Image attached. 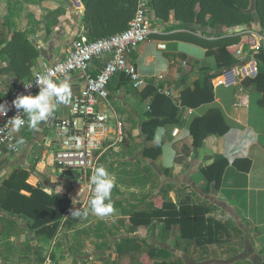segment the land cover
<instances>
[{
	"label": "rangeland",
	"instance_id": "1",
	"mask_svg": "<svg viewBox=\"0 0 264 264\" xmlns=\"http://www.w3.org/2000/svg\"><path fill=\"white\" fill-rule=\"evenodd\" d=\"M251 1L254 6L256 0ZM173 15L168 22H156L162 36L167 35L170 30L178 29L179 24L175 22ZM81 18L80 12L75 9L71 0H0V42L8 41L13 31L22 30L21 28H24L27 38L32 41L38 32H44V37L55 40L64 33V23L74 20L78 24ZM76 27L77 25L73 30L76 34L72 35L73 37H66L64 42L72 43L79 38ZM233 28V30L222 28L216 36L241 31L238 27ZM193 30L197 34L210 36L204 32L203 28ZM148 42H151L146 47L148 60L143 64L135 62L144 84L136 87L131 80L122 78L113 83L122 88L121 90L124 89L121 100L126 99V102H129L128 104L124 102L123 105V102L118 100L115 109L123 118L127 116L131 126L126 144L105 155L98 165L104 166L114 175V187L111 192L113 212L103 218L91 212L89 207L92 192L89 180L91 172L87 175L76 170L60 172L52 165V162H47L46 168L43 166L44 170L35 165L30 171L33 175L39 173L44 176L42 180L32 182L29 179L31 176L29 172L19 167L17 172L27 173L25 180L27 185L50 197L65 196L67 202L64 204V209L59 212L57 221L46 225V233H42L39 229H28V226L32 227L34 224L33 219L0 208L3 213L16 218V223L20 225L14 236L0 234V258L3 264H148L150 261L148 254L152 250L153 243L158 246V256L153 260L155 264H264L263 258L253 248L249 236L240 232L238 228L242 227L235 226L236 220L225 215L224 207L220 206V202L212 196L214 185L204 177L203 173L201 176L200 174L189 175L191 182L189 181L188 184L173 186L172 189L177 191L169 194V200L180 210V201H186L187 198L191 200L193 207H203V203H212L214 198L218 205L208 206L210 211L205 214V218L207 222L213 220L219 223L222 228L210 239L204 237L200 242L184 239L180 225L173 224L168 228L164 219L162 221L155 217L142 216L146 213L147 204L158 192L168 188L169 183L165 177L179 176H175L173 169L161 170L153 165L161 157L165 145L164 141L156 140L158 143L155 141L156 133L149 144L150 147L161 144V154L155 161L149 163L144 155L145 138L141 127L145 122L155 120V116L152 115L154 100L158 96L165 98L177 109V121L166 125L172 126V135L177 137L181 132V125L186 122L184 117L188 109L182 103V95L178 96L173 91L176 87L184 86L182 78L186 77L190 71L194 75L198 73V76L200 70H203V73L221 71L229 73L228 71L235 69V65L242 69L247 66L248 72L255 48L248 45L240 46L232 55V65L222 67L217 50L214 53L208 51L203 53L201 49L192 47V50L188 51L186 45L180 44V41H156L150 38ZM259 43L258 40L257 46ZM139 49L134 52L133 57L139 52L146 51L144 48ZM191 58L204 61L202 69H195L194 64H189L188 60ZM140 65L141 71L151 70L153 67L157 75L153 77L150 73L143 75L139 69ZM257 67L260 66L257 64ZM213 75L224 76L222 73ZM239 79L240 77L235 78L236 81ZM198 83L199 81L196 85ZM146 91H149L150 95L143 98ZM110 92L116 94L117 89L111 87ZM241 96L234 97L233 103L236 107ZM137 97L140 100H137ZM151 97L153 99L147 104L146 109L143 107L138 110L144 114V118L138 121L130 108L134 107L137 110L136 100H142L141 102L144 103L143 101ZM48 135L53 137L55 130L52 129ZM196 152L199 153V149H196ZM11 154L15 155L13 152ZM207 168H201V172ZM182 171L185 172V170ZM4 178H1L2 181L0 179V197L3 193V183L10 177ZM202 181L205 183L200 184ZM209 186H212V189ZM20 194L29 199L34 197L31 191L22 190ZM80 208L88 211L89 214L86 217H71V211ZM204 208L208 209L207 206ZM142 228H145L144 235L140 234ZM0 232H4L2 226ZM131 237L136 239V246L130 249L128 245H124L130 255L120 258L117 246L123 245V240ZM164 244L169 246L171 251L164 250Z\"/></svg>",
	"mask_w": 264,
	"mask_h": 264
},
{
	"label": "crops",
	"instance_id": "2",
	"mask_svg": "<svg viewBox=\"0 0 264 264\" xmlns=\"http://www.w3.org/2000/svg\"><path fill=\"white\" fill-rule=\"evenodd\" d=\"M71 2L73 3L75 9L80 12L82 17L81 21L78 24L74 20L69 21V23H64V33L55 40L44 37V32L37 33L33 43L39 50L40 56L37 59L35 68L32 70V76L40 71L44 64L54 65L55 63L64 59L67 51L71 48L74 42L73 41L72 43H69L64 41L66 37H73L72 35L76 34V32H73L76 25L77 27L75 29H78L79 36L87 35L83 25L85 6L81 0H71ZM176 23L179 24L178 22ZM199 28L202 27H194L193 29L197 30ZM21 29L23 31H18H25L24 28ZM189 29H191V27L188 28V30ZM203 29L206 34L207 32H212V34L218 33V31H207L205 28ZM229 29L233 30L234 28L232 27ZM222 34H224V32H222ZM158 35L161 34H154L150 38L158 41L154 38V36ZM198 35L208 37L206 35ZM258 40L259 39H257V43ZM148 41H146L139 47L140 49H138L141 50L144 48L146 50V47L151 44V42ZM180 42V44L186 45L185 47L188 51H191L193 47L194 49H201L203 53L207 52V49H204L198 45L182 41ZM255 50H257V48L253 51ZM134 54L135 53H133L131 56V61L136 67L137 65L135 62L143 64L148 60L149 57L147 56V50L145 53L144 51L139 52V54L137 53L135 57H133ZM133 58L137 59L134 60ZM188 62L191 65L194 64L195 69H202L201 67L204 63V61L197 60L196 58H191L188 60ZM9 63L10 58L8 55H2L0 57V68L8 66ZM257 64L260 67H257ZM246 67L247 66L243 67L242 69L238 67V65H235V69L228 71L229 73H223L222 71L219 73L214 72L219 75L220 73L224 74L223 77H219L217 75V77L211 81L214 93V101L212 103L204 104L196 109L188 108L185 112L186 117H184L186 122L181 125V132L177 137L172 135V126L158 128L163 130L160 133L159 141H164L165 145L163 147L161 157H159V159L153 165L160 168L161 170L164 168L168 170L173 169L175 176L179 175L176 178H173L179 180L175 183V187H177L188 184L190 181L189 175L193 176L195 174H200L199 176H201V168H207L211 166L214 164L216 156L221 155L223 159L227 161V166L225 167L221 184L218 188L214 186L212 193L214 195L212 196L220 202V206L224 207L225 215H227L232 220H236L237 224L235 226L242 227L241 229H238L242 234H247L249 236L253 248L264 260V85L262 88L258 89L256 83L249 85L244 82L245 79L255 80L260 74H263L264 66L256 61L253 56L248 72L246 71ZM139 69L143 75H147V73H150L152 77L157 75L153 67L151 70L147 69V71H141L140 65ZM242 71L243 74H241ZM214 73H203V70H200V75L198 76V73L197 75H194L193 72L190 71L188 75L186 73V77L182 78V81L185 83L184 86L180 88L176 87L173 91L178 96L182 95L183 91L188 89L191 90V92H194L197 87L196 82L199 81V83H202L204 75H213ZM236 77H240L239 81L235 80ZM221 78H223V83L218 85L216 81ZM118 79L119 77L114 81ZM66 80L69 82L71 89L70 102L66 105H58L51 118L47 122H41L38 130L25 127L19 132H15L18 140H23V143L19 142L21 145V150L19 153H14L9 147H5L0 151V179L3 177L9 178L16 170L20 169L19 167H21L23 170L29 172V175H31L29 176V179H31L32 182H36V180L39 181L41 179L37 177V174L33 175L30 172L34 169L35 165H37V168L42 170L46 168L47 162H52V165L54 166V154L58 147L54 123L65 120L70 116L72 98L85 85L84 75L81 73H74ZM29 81L30 79H27L21 83L14 73H10L2 77L0 76V99L5 98L14 89L21 87ZM113 83L112 86H110V90L112 87L117 89V92L116 94H111V105L114 111L117 114H120L116 111L115 104L118 102V100H120L124 105V102L127 100L124 99V101H122V98H120L122 95H124V89L121 90L122 88H119V86ZM232 86L233 88H231ZM241 95L249 97L250 101L247 108L239 109V106L237 105L236 107L233 103L234 97H240ZM152 99V97L148 98L147 100L143 101L144 103H142V100L137 101L140 100L137 97L135 107L138 108L135 110V108L132 107L130 108V111L136 115L138 121L144 118V114H141V112H138V110L143 109V107L146 109L147 104H149ZM126 103L128 104L129 102ZM207 115L215 116V119H219L221 117L223 125L227 127V132L222 136L220 134L218 135V133L209 135L203 141L198 153L196 150H194V148H192L194 138L191 135L190 127L196 118H202ZM124 120L126 123V129L129 131L131 126L128 123L127 116L124 118ZM216 125H219V123L216 122L215 124L214 122V124H211L210 127L212 128ZM52 129L55 130V135H53V137L48 135V132H50ZM165 138L167 139L166 141L164 140ZM49 148H51V150ZM10 152H13L15 155H12ZM169 159L171 160L170 164L168 163ZM43 166H45V168H43ZM168 170H166V172H168ZM182 170H185V172ZM165 179L168 180L166 177ZM182 179H185V181H183L185 183H181ZM201 183L205 182L202 181L200 184ZM209 187L212 189V186ZM212 203L215 206L218 205V202H215L214 198ZM2 214L8 219L17 222L16 218H12L3 212ZM19 226L17 223L14 229H12L11 236L16 234L17 229L20 228ZM2 228L4 232H1L0 234H10V227L7 223H5ZM13 239H15V237H13ZM0 264H3L1 258Z\"/></svg>",
	"mask_w": 264,
	"mask_h": 264
},
{
	"label": "trees",
	"instance_id": "3",
	"mask_svg": "<svg viewBox=\"0 0 264 264\" xmlns=\"http://www.w3.org/2000/svg\"><path fill=\"white\" fill-rule=\"evenodd\" d=\"M150 1V20L152 22L170 21L171 15L174 14L175 21L179 23L178 29L170 30L167 35L154 36L158 41H182L198 45L207 49L209 53L218 51L221 57V66L232 65V55L242 45H248L251 48L256 47L257 38L252 34H264V0H256L254 6L251 0H149ZM85 6L83 25L86 34L90 40L109 38L121 34L129 29L130 22L133 20L139 0H81ZM188 30V28H190ZM194 27H202L207 31H219L222 28L238 27L241 31L224 34L221 36H199L193 30ZM188 30V31H185ZM244 32L245 34H242ZM8 55L10 63L6 67L0 68V76L14 73L18 80L23 83L27 79H32V70L36 66L37 59L40 56L39 50L33 41L27 38L25 32L14 30L11 39L4 43L0 42V57ZM253 56L256 61L264 66V43L261 48L255 50ZM96 69L101 65L100 62L94 63ZM101 67H99L100 69ZM242 74V73H241ZM123 80L129 79L125 74L118 76ZM116 77V78H118ZM217 75H204L203 82L198 83L194 92L185 91L182 93V103L188 108H198L204 104L214 101L212 89V79ZM115 78V79H116ZM114 79V80H115ZM130 80V79H129ZM114 82V81H113ZM245 83L252 85L257 84L260 89L264 85V73L260 74L255 80L245 79ZM218 85L223 83V78L216 81ZM112 86V84L110 85ZM150 95L149 91L144 92L143 98ZM177 109L162 97H157L152 104V115L155 120H150L142 124L141 130L145 138L144 155L147 162L155 161L161 154L162 145L150 147L149 142L154 139L158 128L177 121ZM215 116H205L196 118L190 127L191 135L194 138L193 148L200 149L203 141L210 134L224 135L227 127L223 125L221 117L215 119ZM219 123V125H210ZM222 125V126H220ZM149 145V146H148ZM101 163V162H100ZM99 163V164H100ZM98 164V165H99ZM227 161L221 155H217L214 164L202 171L204 177L218 188L221 184ZM27 174V173H26ZM26 174L15 171L8 180L3 183V193L0 197V208L20 216L29 217L34 220L32 227L28 229H39L46 233V225L59 218V212L64 209L67 202L65 196L50 197L37 189L25 183ZM41 180L43 176L37 173ZM169 183L168 188L158 192L152 199L142 216L147 218L155 217L159 220L164 219L168 228L173 224H178L182 230L184 239H194L200 242L202 238L210 239L217 234L222 228L219 223L205 218L209 213L213 203H203L208 209L198 206L193 207L191 200L180 201L178 210L177 206L169 200V194L173 191L172 187L176 186L178 179L171 177L166 179ZM185 179H182L181 183ZM26 190L34 193V197L28 198L20 194V191ZM215 206V205H214ZM151 213V214H147ZM5 223L10 227L8 235H12V229L17 225L16 222L8 219L0 211V227ZM146 224V222H143ZM142 228L140 234L145 230ZM1 233V232H0ZM144 235V234H143ZM123 245L117 246L120 258L130 255L124 245L129 248L136 246L137 241L134 238L123 240ZM152 250L148 256V264H155L154 259L158 256V246L153 243ZM164 250L171 251V248L164 244Z\"/></svg>",
	"mask_w": 264,
	"mask_h": 264
},
{
	"label": "built area",
	"instance_id": "4",
	"mask_svg": "<svg viewBox=\"0 0 264 264\" xmlns=\"http://www.w3.org/2000/svg\"><path fill=\"white\" fill-rule=\"evenodd\" d=\"M154 34H159V27L150 20V1L139 0L137 12L127 31L98 40L80 35L64 59L54 65L44 64L28 83L0 99V104L7 109L6 115H0V151L9 144L14 145L11 148L14 153L21 150L16 134L6 124L20 114V110L13 105L18 95H37L40 91L39 77L59 82L74 73H81L85 85L72 98L70 116L54 123L58 147L53 164L60 172L76 170L86 175L92 172L105 155L118 150L128 140L125 120L111 105L110 85L120 74L129 77L136 87L144 84L131 56ZM252 34L260 41V45L254 47L258 50L264 43V34ZM96 61L101 64L100 69L94 65ZM29 85L31 87H27ZM249 101L248 96H242L238 106L247 108ZM21 116L26 119L22 113ZM25 127L29 128L27 124Z\"/></svg>",
	"mask_w": 264,
	"mask_h": 264
},
{
	"label": "clouds",
	"instance_id": "5",
	"mask_svg": "<svg viewBox=\"0 0 264 264\" xmlns=\"http://www.w3.org/2000/svg\"><path fill=\"white\" fill-rule=\"evenodd\" d=\"M37 83L40 88L37 95H18L13 101L14 107L20 110V114L7 121L6 124L10 126L11 132H19L26 124L29 128L38 130L41 122H47L58 105H66L70 102L71 89L67 80L58 82L49 77H39ZM21 113L26 119L22 118ZM6 114V106L0 104V115ZM162 131V129H157L155 136L157 141ZM19 142L23 143V140ZM13 147L14 145L9 144V148ZM168 163H171L170 159ZM89 180L92 185L90 210L97 217H106L113 212L111 192L114 187V175L109 173L104 166H97L92 170ZM88 214V211L82 208L71 211V217L76 218L86 217Z\"/></svg>",
	"mask_w": 264,
	"mask_h": 264
}]
</instances>
